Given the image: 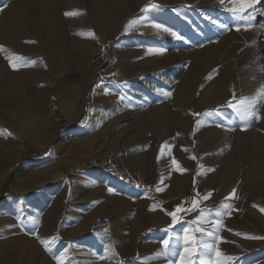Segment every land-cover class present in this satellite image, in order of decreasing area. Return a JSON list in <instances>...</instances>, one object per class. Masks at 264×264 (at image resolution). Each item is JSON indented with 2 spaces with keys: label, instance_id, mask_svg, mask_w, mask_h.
Listing matches in <instances>:
<instances>
[{
  "label": "bare ground",
  "instance_id": "bare-ground-1",
  "mask_svg": "<svg viewBox=\"0 0 264 264\" xmlns=\"http://www.w3.org/2000/svg\"><path fill=\"white\" fill-rule=\"evenodd\" d=\"M148 1L142 0V3L134 7L127 0L126 3L122 0H107L101 6L97 4L99 7L91 19L92 25L103 26L107 31L115 32L128 18H132L131 23L135 22L141 31H147V36L141 39L127 40L123 57L143 51L152 53L138 62L136 68L126 64V61L115 65L123 81L113 84V91L109 86L100 90L102 111L94 121L92 135L64 143L68 144L66 148L71 149L70 153L66 149L67 151L57 156L55 164L29 171L27 182L18 187L19 194L27 195L39 185H57L67 195L69 190L66 189L70 182L68 172H61L56 177L51 174L54 170L71 164L73 170L79 166L97 169L93 176H78L77 185L70 194L74 199H86L78 197V192L86 184H92L94 191L101 193L102 197L120 187L127 192L133 190L136 193V204L142 211L141 215L132 221L118 222L107 233L102 243L104 252L101 255L94 252L92 242L89 245L84 242V247L79 250L72 245L78 253L85 252L88 264H95L98 256L119 264L118 255L127 248H130L128 255L135 257L138 235L157 221L168 206L180 207L183 211L195 209L200 212L198 221L204 218L206 211H210V219L221 223L224 229L236 226L235 216L241 211H247L254 214L256 223L262 226L260 230L264 233V218L257 211L253 212L252 208V212L249 211V203L242 205L234 199L242 197L255 205L264 204V97L260 95V90L264 89V80L257 82L256 88L251 85L242 88L239 81L233 85L231 67L236 59L234 50L232 51L235 47L230 42L232 38L228 42L220 40L226 48L221 52L217 47L219 37L205 39V36H193L194 41L191 34L180 36L173 33L169 38L163 39V50L165 48L170 51L167 55L162 54L155 42V26L147 20L150 19L149 11L138 13L142 4ZM155 1H161V6L165 7L179 2L184 4L188 0ZM36 6L38 9L34 16L25 19L24 23L21 10L14 7L0 10V105L12 111L11 115L17 118L18 136L24 134L27 140H35L39 139V135L45 134L47 142L52 139L53 133L48 127L53 120L48 118L47 121V116H43L39 110L35 111L31 106L32 102L38 103L42 97L47 96L52 82L56 91L63 93L71 90L69 83L73 78L76 83L74 87L85 86L90 79L89 67L94 61L93 57L100 52L101 47L97 37L78 36L64 27L59 29L54 39L48 37L45 30L48 17L57 9L58 2L42 0ZM159 7H155V10L158 11ZM242 10L246 13L248 9ZM135 13L139 14L138 17H134ZM227 25L224 24L223 28ZM210 33L214 35L215 31L210 28ZM118 46L116 44L113 51ZM180 46L185 48L180 49ZM154 48L158 52H154ZM182 69L184 74L180 76ZM242 76L238 71L235 79L243 80ZM157 78L160 79L158 82ZM243 98L255 102L259 109V119H242L229 106L239 105ZM67 107H73L71 100L67 102ZM196 112L201 115L193 138L199 161V168L194 170L192 165L196 160L187 133ZM218 115L222 117L221 122L217 121ZM11 147L6 142V133L0 135V182L13 168ZM21 148L20 143L13 150L18 153ZM182 150H185L186 163L182 162ZM173 157H180L181 162L177 161L171 167L169 160ZM35 194L32 198H37L38 195ZM91 198L99 200V197ZM225 204L230 207L224 208ZM61 211L63 209L51 207L44 216L30 218V226L36 225V234L14 230L16 235L13 236L12 230H9L12 226L6 228L11 223L8 212L1 211L3 216L0 218V233L3 237L0 244L6 246L14 243L8 249L0 247L2 264L40 261V258L51 254L54 252L52 249L59 246V228L66 240L89 229L85 227L84 221L77 226L72 225L75 221L78 223L74 214L80 213L74 207L70 206L69 212L63 213L64 216ZM171 220L167 218L166 222ZM94 231L99 234L97 229ZM257 244L255 242L256 246ZM226 248L225 244H221L218 252L223 254ZM68 252L66 250L65 256ZM226 255L217 259L219 264H225ZM200 257H204L203 253Z\"/></svg>",
  "mask_w": 264,
  "mask_h": 264
},
{
  "label": "rangeland",
  "instance_id": "rangeland-1",
  "mask_svg": "<svg viewBox=\"0 0 264 264\" xmlns=\"http://www.w3.org/2000/svg\"><path fill=\"white\" fill-rule=\"evenodd\" d=\"M39 1L42 0H0V10L13 7L21 10L24 15L22 21L24 23L26 21L25 19L34 16L38 9L36 4ZM56 1L58 2V7L48 17V25L45 28L48 37L54 39L59 29L64 27L65 30L78 36L80 34L90 35L94 38L97 37L101 47L100 52L93 57L94 61L89 67L90 79L85 86L74 87L73 85L76 83L75 78H73L69 83L71 90L63 93L62 91H56V86L52 82L50 86L51 93L47 92V96L42 97L41 101L38 103L32 102L31 106L35 111L39 110L43 116H47V121L48 118H52L53 120V123L48 127L53 133L50 141L46 142L45 134L39 135V139L35 140H27L24 134L18 136L16 134L17 118L11 115L12 111L0 105V135L6 133V142L9 146H12L11 161L13 163V168L0 182V212H8L7 214L9 215V219H11V223H9L6 228L8 229L12 226L9 229L12 230V236L14 234L16 235L14 230H24V232L30 235L36 234V225L34 227L30 226L29 219L32 217L44 216L51 207L63 209L64 212L61 211L62 216H64L63 213L69 212L70 206L74 207L75 210L80 211V213L74 214L78 223L75 221L72 225L77 226L81 221H84L86 222L85 227H89V229L93 228V231L85 229L84 233L86 234L78 232L80 236L76 233L75 238L66 240L62 236L61 228H59L57 232L60 240L59 246L52 249L54 252L45 255L42 259L40 258V261L36 263L25 261V263L22 264H60L62 262V264H88L89 260L86 259L87 257L84 255L85 252L82 251V253L80 251L78 253V250L84 247L82 245L84 242L86 245L92 242L91 245L92 247L94 246V252L97 255H101L104 252L102 243H104L107 233L111 232L118 222L124 220L132 221L138 215L140 216L142 212L136 204L138 201L136 193H134L133 190H131V192H127L125 189L122 190V187L102 197L100 195L101 193L99 194V192L94 191L92 184H86L81 188V191L78 192V197L86 199L82 200L76 198V200L72 198L70 194H72V191L77 185L78 176L88 177L96 173L97 169L92 167L89 168L88 166H79L77 169L73 170L72 165L69 164L52 172L51 175L53 177H56V175L61 172H68V180H70V182L66 189L69 190L67 191V195H65V193L63 194L62 189L57 185H39L35 188L36 190L33 189V191L29 192L27 195H21L18 192V187L25 184L29 179V171L40 169L44 165L51 166L55 164L57 156L61 154V152L69 149L66 148L68 144L64 145V143H68L75 138L84 139L92 135L94 121L97 120L99 113L102 111L100 90L109 86L110 90L113 91V84L122 83L123 81L122 75L120 71L115 68V65H118L122 61H126V64L136 68L138 62H142L145 56L152 53L151 51H143L137 55L133 53L128 57L122 56V53L126 51V42L128 39H141L143 36H147V31H141L137 23L134 22L130 24L132 18H128L125 24L115 32H109L103 26L92 25L91 19L94 18L96 9L103 4L102 2L105 3L107 0ZM122 1L126 3V0ZM127 3L134 7L142 3V0H132L131 2L127 0ZM181 3L182 2H179V4L177 3L176 5L170 4L171 7H163L161 6V1L149 0L142 4L140 12H138L142 14L144 10H148L150 13L148 17L150 19L147 20L153 25L158 24L162 26L160 28L155 27L157 34L155 42L157 43L158 50L161 51L162 54L167 55V53H169L170 50H165V48L163 50V44L161 43L173 33L179 34L180 36L191 34V39L194 41L195 37L193 36H205V39L219 37L218 41L221 40L226 42L232 38L230 42H232L231 45L235 47L232 51L234 50L233 53L236 59L234 66L231 67L233 85L239 81L240 85L242 84V88L250 87V85L256 88L257 82L264 80V27H261V25H264V0H188L187 3ZM97 4H99V6H97ZM153 5H155V7L159 5V10H155ZM231 8L238 9L237 13L233 14L229 11ZM246 8L248 9L247 12L243 13L242 9ZM65 13H73V15H65ZM138 13H135L134 17H138ZM252 19L255 20L253 21ZM228 20H231L230 23L227 22ZM224 24H228L226 28H223ZM210 28L215 31L214 35H211ZM237 28L239 30H237ZM54 31L56 34H53ZM221 41L217 44V47L221 52H224L226 48H224L223 42ZM116 44H119V46L113 51V47ZM184 48L185 47L180 46V49ZM154 49L153 51L156 52L157 48ZM42 56H45L43 49ZM121 57H123L122 60ZM50 59L51 57L49 60ZM238 71L243 74V80L235 79L236 72ZM77 74L78 73L75 74L76 78L78 76ZM182 74H184L183 69L180 71V76ZM159 80L160 79L157 78V82ZM120 89L123 88L121 87ZM70 100L73 102V107L71 109L67 107V102ZM200 115V112L195 113L192 126L187 133L193 148L194 160H196L192 165L194 170L199 168L198 157L194 150L195 146H193V138ZM221 120L222 117L218 115L217 121L221 122ZM20 143L22 144V148L17 153L13 149ZM184 151L185 150L181 151V155L184 159L182 162L186 163V154ZM70 152L71 149H69L68 153ZM180 160V157L179 159L178 157L171 158L169 160L170 166L174 167L178 162H181ZM173 161H176V163L174 164ZM18 170L21 171L16 175ZM34 193L38 195L37 198H32ZM89 194H92L94 197H99V200L91 198L92 196ZM234 199L242 205L250 204L249 209L252 208L253 212L257 211L256 213L264 218L263 203H258L259 205L256 204V206L250 203V201L248 202L246 198L241 197L240 199ZM168 207L161 216L159 215V218L155 221L156 223L154 222L148 225V227H146L147 229L144 228L138 235L135 257L128 255V253H130V248H127L118 255L117 261L119 264H181L182 257L184 261L192 260L194 264H200L201 258L206 261V264H219L217 259L225 257V254H227L226 258H224L225 264H246L247 262L248 264H264V233L260 230L262 226L260 227V225L256 223L257 219L254 217L253 213L241 211L235 216L237 225L224 229L221 227V223L215 224V220L210 219L212 216L210 211H206L204 218L198 221L197 217L200 212L195 209L189 211H183L182 209L181 212L177 213V222L173 223V220H171L169 222L171 224H169L166 222V219H172L169 213L174 212L177 207ZM249 211H251V209ZM70 213L72 214L74 211ZM2 216L3 215L0 213V218ZM200 225L202 226L200 227ZM255 226L256 229L254 228ZM95 229L98 230L97 232H99V234H95ZM185 229H187V235L189 237L187 241V244L190 246L189 250L195 249L194 254L191 256L184 254V247L186 246L184 240ZM209 232L212 233L211 236L208 235ZM2 237L3 235L0 233V240ZM98 237L101 239H98ZM166 238H170L169 248L167 250L164 249L162 244V241ZM201 241L213 245V247L211 249L203 248L201 247ZM243 242L245 244H243ZM255 242L258 243L257 246ZM1 244L0 247H4V249L14 246L13 242L7 243L8 245L6 246ZM73 244L78 250L72 247ZM221 244H225L227 248L223 254L219 252L220 255L217 256L216 253L219 251V246ZM66 250L70 252L66 255L68 258L65 256ZM202 253L204 257H200ZM71 261L74 262L72 263ZM106 261V258L98 256L95 258L94 263L113 264ZM0 264H2L1 259Z\"/></svg>",
  "mask_w": 264,
  "mask_h": 264
},
{
  "label": "snow or ice",
  "instance_id": "snow-or-ice-1",
  "mask_svg": "<svg viewBox=\"0 0 264 264\" xmlns=\"http://www.w3.org/2000/svg\"><path fill=\"white\" fill-rule=\"evenodd\" d=\"M251 6V5H249ZM153 7H155V5H153ZM229 11H231L233 14H236L238 9L236 8H231L229 9ZM65 15H73V13H65ZM131 23V22H130ZM156 28H160L162 27L161 25H154ZM261 27H264V25H261ZM237 30H239L237 28ZM178 39L180 38L179 36L177 37ZM260 95L262 97H264V89H261L260 90ZM230 107L233 108V111L238 115L240 116L242 119H245V120H249V119H252V118H255V119H259V109L258 107L256 106L255 102L254 101H251L249 100L248 98H243L240 100L239 102V105L237 106H234V105H229ZM173 163L175 164L176 161H173ZM232 196H234V192L232 194ZM224 208H229L230 205H223ZM182 209L180 207H177L176 210L172 213H169V215L172 217V220H173V223H176L177 222V213L181 212ZM214 223H219L218 221H214ZM209 236L212 235L211 232L208 233ZM169 239L170 238H166L162 241V244H163V247L165 250H167L169 248ZM189 237L187 235V229H185V236H184V240L186 242V246L184 247V254L188 255V256H191L194 254L195 252V249H192L191 251L189 250L190 249V246L187 244V241H188ZM201 247L203 248H206V249H211L213 247V245H210L204 241H201ZM217 256L220 255L219 252L216 253ZM231 259V258H229ZM181 264H194V262L192 260H188V261H184L183 260V257L181 258ZM200 264H206V261L201 258L200 260Z\"/></svg>",
  "mask_w": 264,
  "mask_h": 264
}]
</instances>
